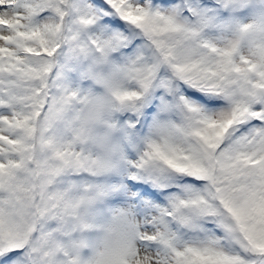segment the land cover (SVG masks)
<instances>
[{"label": "snow or ice", "instance_id": "snow-or-ice-1", "mask_svg": "<svg viewBox=\"0 0 264 264\" xmlns=\"http://www.w3.org/2000/svg\"><path fill=\"white\" fill-rule=\"evenodd\" d=\"M0 264H264V0H0Z\"/></svg>", "mask_w": 264, "mask_h": 264}]
</instances>
